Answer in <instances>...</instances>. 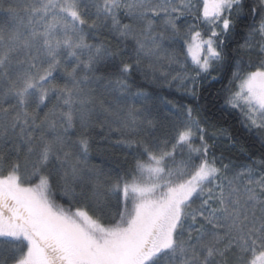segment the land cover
<instances>
[{
	"label": "snow or ice",
	"instance_id": "obj_1",
	"mask_svg": "<svg viewBox=\"0 0 264 264\" xmlns=\"http://www.w3.org/2000/svg\"><path fill=\"white\" fill-rule=\"evenodd\" d=\"M0 264H264V0H0Z\"/></svg>",
	"mask_w": 264,
	"mask_h": 264
},
{
	"label": "trees",
	"instance_id": "obj_2",
	"mask_svg": "<svg viewBox=\"0 0 264 264\" xmlns=\"http://www.w3.org/2000/svg\"><path fill=\"white\" fill-rule=\"evenodd\" d=\"M257 23H258V21H257ZM147 87V86H146ZM217 87H219V85H217ZM177 95H179L178 93H177Z\"/></svg>",
	"mask_w": 264,
	"mask_h": 264
}]
</instances>
